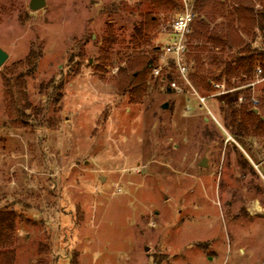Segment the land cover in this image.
Wrapping results in <instances>:
<instances>
[{
  "label": "rangeland",
  "instance_id": "1",
  "mask_svg": "<svg viewBox=\"0 0 264 264\" xmlns=\"http://www.w3.org/2000/svg\"><path fill=\"white\" fill-rule=\"evenodd\" d=\"M30 3L0 0V215L17 218L0 251L14 264H264V143L238 141L225 119L247 84L204 94L192 81L202 105L175 70L157 85L152 73L144 97L122 93L135 27L159 18L142 52L162 56L175 14L147 0Z\"/></svg>",
  "mask_w": 264,
  "mask_h": 264
},
{
  "label": "trees",
  "instance_id": "2",
  "mask_svg": "<svg viewBox=\"0 0 264 264\" xmlns=\"http://www.w3.org/2000/svg\"><path fill=\"white\" fill-rule=\"evenodd\" d=\"M147 2L150 10H156L161 14H175L174 19L178 18L185 7L183 0H147ZM189 2L194 7L196 15L187 39L186 60L190 67L191 81L204 94H210L214 91L212 82H225L224 84L230 88L233 84L232 80H236L235 83L239 85H250L255 83L256 79H264V7L261 11L256 9L257 4L264 5V0H191ZM218 19L223 20L221 25H216ZM158 23L159 18L150 11L146 14L145 22L135 27L134 35L130 40L133 51L120 58V63L125 66L119 67L118 76L114 80L120 92L131 91L140 97L146 95L150 76L159 66L161 50L160 47H156L150 54L143 53L142 43L145 44L147 35L157 27ZM242 35L250 41H246ZM117 42L118 39L113 32H109L104 39L103 60L109 61V65L114 63L108 57V51ZM256 42H259L260 47H254ZM220 61H222L221 66ZM191 67H194V70H191ZM175 70L174 60L169 58L156 85L165 79H170L168 72ZM259 70L262 71L261 75H258ZM243 96L246 99L245 103L239 105L237 97L235 103L229 106L228 114L225 115L227 125L231 127L232 134L238 141L242 138L254 137L264 143V85L261 95L255 96L258 101L256 107L252 102L254 97L252 91L247 89ZM16 223L15 216L0 215V250L13 247ZM14 254V251H0V263L14 264Z\"/></svg>",
  "mask_w": 264,
  "mask_h": 264
},
{
  "label": "built area",
  "instance_id": "3",
  "mask_svg": "<svg viewBox=\"0 0 264 264\" xmlns=\"http://www.w3.org/2000/svg\"><path fill=\"white\" fill-rule=\"evenodd\" d=\"M184 11L178 16V18L174 19L169 27L166 29V32L169 36L172 38V42L168 43L163 51H162V56L159 61V66L154 69L153 74L155 77H159L162 70L163 66L166 64L167 57H170L174 60V63L176 65V70L178 71L179 75L181 76L182 80L190 85L195 94L200 98L199 100L201 101L202 105L206 104V97H202L197 93V90L191 83V77H190V67L188 66L187 60H186V54H187V39L188 35L191 33V26L194 21V18L196 17L194 13V7L189 5L188 2L185 0L184 1ZM262 71H258V75H261ZM258 82H264V79L258 80L256 83H252L248 86L250 90H254L256 88V84ZM171 87L174 90L177 91H182L181 88L175 83H171ZM220 85H216V88H220ZM223 87V86H222ZM235 90H219V93L217 94L218 96H223L228 93H231ZM239 102L240 104H243L246 102L245 97L242 95L239 97ZM253 105L255 107L258 105V101L255 98V96L252 98Z\"/></svg>",
  "mask_w": 264,
  "mask_h": 264
},
{
  "label": "water",
  "instance_id": "4",
  "mask_svg": "<svg viewBox=\"0 0 264 264\" xmlns=\"http://www.w3.org/2000/svg\"><path fill=\"white\" fill-rule=\"evenodd\" d=\"M46 0H31L30 3V10L35 12V11H39L43 8L46 7ZM9 55L0 48V69L4 66V64L6 63V61L8 60ZM168 107V105H164V108L166 109ZM256 113H258L257 110H255Z\"/></svg>",
  "mask_w": 264,
  "mask_h": 264
}]
</instances>
